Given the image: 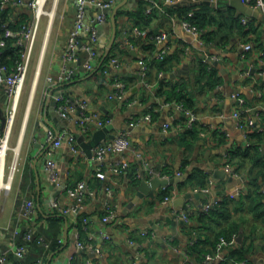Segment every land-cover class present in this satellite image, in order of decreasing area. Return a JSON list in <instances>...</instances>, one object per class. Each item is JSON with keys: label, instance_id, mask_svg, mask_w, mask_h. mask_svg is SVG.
Here are the masks:
<instances>
[{"label": "crops", "instance_id": "crops-1", "mask_svg": "<svg viewBox=\"0 0 264 264\" xmlns=\"http://www.w3.org/2000/svg\"><path fill=\"white\" fill-rule=\"evenodd\" d=\"M145 1L118 0L115 3L123 4L116 15L117 38L113 46L119 65L111 66V71L120 75L127 85L128 102L121 103L109 98L110 77L99 69L103 60L88 71L85 63L89 52L84 47H80L75 61L66 64L64 60L76 14L74 0H46L49 13L42 16L39 24L10 136L11 149L19 148V154L11 188L0 191V251L12 247L18 209L24 198L30 197L36 203L31 225L38 234H44L45 240L46 229L52 231L47 232L51 239L46 240L48 246L37 242L43 247L42 253L36 248L28 249L23 257L29 254L34 260L27 264H235L236 258L230 251L241 243L250 248L245 256L248 264H264V204L249 196L264 187L262 178L258 184L250 181L252 175L264 169V142L261 143L263 155L255 166L257 157L237 156L234 164H229L227 156L231 148L252 144L247 126H239L234 111L249 107L255 121L252 126L257 130L264 129V11L249 17L233 6L211 5L220 15V23L216 21L207 25V41L202 45L182 26L177 12L167 11L165 6L171 4L166 0ZM9 7L13 18L22 12L29 24L34 22V9L30 6L11 4ZM152 7L159 9V15L151 20L150 26H136L139 14L149 12ZM99 11L95 2L88 3L85 21L87 26H94L99 32L97 48L103 58L113 32L112 12L99 14ZM100 15H105L106 19L100 22L101 27H97L93 23ZM248 21L253 29L246 34L239 25L245 26ZM156 30L167 34L164 44L168 45L169 53H176L179 58L174 60L175 66L168 73L159 70L151 61L148 73L144 75L142 60L148 52L144 43ZM88 38L89 34L84 30L80 37L82 46ZM245 43H251L252 48L245 49ZM24 44L27 45L26 40ZM161 47L159 44L158 50ZM206 50L216 56L209 63L203 60ZM202 63L214 69L215 75L204 73ZM67 68L74 71L73 76L63 80L62 87L52 85L51 81L59 80ZM162 83L167 87L175 84L184 87L183 91L192 99L191 107L183 105L185 109H181L182 103L167 101L158 93ZM60 88L77 101L86 100L88 110L96 109L103 116L111 117L109 134L116 135L123 129H130L133 147L143 153L155 171L167 170L173 177H181L179 182L167 185L168 201L160 195L165 189L163 185L138 197L136 186L142 178L149 181L158 175L149 173L133 150L123 154L126 167L110 172L108 169L120 154L108 152L100 162L93 158L94 148L89 156L78 141L85 154L77 157L64 142L54 149L53 154L58 169L62 171V180L69 186L85 180L88 188L79 212L63 214L60 226L49 218L55 212L48 208L51 199H60L65 204L73 203V200L61 183L50 181L45 171L46 151L51 147L46 141L48 128L55 135L63 130L79 134L76 124L79 108L71 119H66L60 115L58 104L52 102ZM235 94L245 100L244 104ZM9 106L10 98L3 87L0 89V129L1 113L7 117ZM148 112L152 113L153 120L129 126L133 117ZM193 123L202 126L198 138L186 133ZM98 128L92 125L85 139H90ZM12 160L13 157H7L6 180ZM99 164L107 172L106 178L97 175ZM178 171L183 174L177 175ZM194 171L200 176L188 179ZM107 186L113 189L116 209L115 216L103 224ZM228 196L231 198L229 214H214L212 211L217 209L219 200ZM231 196L237 200H232ZM208 201L214 203L210 210L204 208ZM82 211L90 218L87 223L83 219L78 221ZM28 224L29 221L24 219L22 226ZM232 225L237 226L238 234L230 243H221L220 239L216 249L208 253L210 257L207 254L203 261H198L196 254L190 256L188 248L194 241L214 238L222 228ZM103 233L108 236L104 238ZM77 235L90 247L79 249L75 242ZM169 238L182 251L174 249L167 241ZM53 240L59 245L54 246L55 249L50 244ZM8 257L3 264H16L18 257L14 253L9 252Z\"/></svg>", "mask_w": 264, "mask_h": 264}, {"label": "built area", "instance_id": "built-area-1", "mask_svg": "<svg viewBox=\"0 0 264 264\" xmlns=\"http://www.w3.org/2000/svg\"><path fill=\"white\" fill-rule=\"evenodd\" d=\"M95 2L101 8L112 7L118 0H74V4L76 7V14L74 19V25L68 37L67 45L64 51V60L67 63L71 61H75L77 59L78 51L80 47H84L89 52V58L85 63V68L88 71H92L97 67L100 63L102 58V52L98 50V44L100 41L99 32L96 27L94 26H87L85 18H86V5L90 2ZM179 0H166L168 4H174ZM216 1V0H214ZM244 3L248 4L251 7H260L264 11V0H242ZM46 0H0V7L7 8L9 5H27L34 9L35 19L32 24H23L22 27L17 30L13 31L11 28H6L4 31H0V89L5 88L9 98H10V106L7 113V123L4 128L3 132H0V161H3V176L0 179V191L3 189L11 188V181L14 178V174L17 170V157H18V150L14 149V157L12 163L10 165V170L7 174L8 180L5 179V169L7 164V157H8V150L11 148L9 145L11 131L13 128V124L16 117V111L19 105L20 95L22 93L23 87L25 85L27 79L28 69L31 63L32 57V50L35 45V41L37 38L39 24L42 19V16L46 13H49L45 9ZM193 11L188 13V16L193 15ZM106 19L105 15H100L96 22L99 23ZM246 21V19H244ZM182 26L192 34H194L200 44H205L201 34L202 30L199 29L196 25L192 24L187 18L182 19ZM87 31L89 34L88 41L85 45H81V33L83 31ZM8 37H16L17 42L19 44H24V40H26V50L21 56V60L17 62L15 66H8L7 64L3 63L1 58L3 54V48L6 45V41ZM167 34L162 32L161 34L157 35L156 40L158 44H161L162 47L158 51V57L162 58L168 49V45L164 44L166 40ZM245 49H251V43L244 44ZM216 56L210 54L207 50L203 54L204 62L209 63L212 61ZM119 65V58L116 55H113L108 63L103 65L102 71L106 75H109L111 81V91L109 93L110 99H116L121 103L128 102L127 98V85L125 81L120 77L118 74H113L111 71V66H118ZM148 63L145 60H142V74H146L148 71ZM72 69H64V72L59 80L51 82L52 85H60L63 80H68L73 76ZM67 91L60 88L57 93L54 95V98L58 104V111L60 115L66 119H71L74 111L79 108V114L76 118V124L79 127V135L82 138H86L87 135L90 133V128L92 125H96L97 127H104V125H108L112 123V118L109 116H103L99 110L92 109L88 110L87 108V101L86 100H76L71 95L66 94ZM236 98L239 99L241 104H244L245 100L239 95H234ZM181 109H185L183 104H180ZM242 113L248 115L245 121H242L241 116ZM233 116L239 119V126H252L254 124V118L250 115V108L243 107L233 112ZM194 119V117L192 118ZM153 120V115L151 112H148L142 116L133 117L129 121V126L134 127L140 121H151ZM193 122V121H192ZM7 141L8 147L5 151V154L2 156L3 151V143ZM46 141L51 143L50 149L46 151V159L44 163L45 171L47 172V176L50 181L54 183H61V186L67 191L68 196L73 200V203L65 204L60 199H51L48 204V208L52 211H59L63 214L69 213H77L83 206L84 200L86 198V191L88 188V184L85 180H80L74 186H69V184L62 180V171H60L56 165V161L53 158L54 149L64 142H67L71 149L75 152L77 157L83 156L85 154L84 150L79 146V138L76 134L68 131L63 130L58 135H55L54 132L48 128ZM129 150H133L135 155L139 157L145 168L148 170L149 173L153 174L154 172L160 176L161 178L170 179V174L155 171L149 163L143 153L138 149H135L131 142L130 137V129H123L119 131L114 138L110 140L103 141L99 143L96 147H94L93 151V158L96 161H102L105 155L108 152H115L118 155V159L112 163L111 167L108 169L110 172H118L122 168L127 166V161L124 153ZM97 175L100 178H106L107 172L103 170L101 164L97 167ZM182 171H178L177 175H182ZM167 185H163V188H166ZM107 198L103 202V216H102V223L105 224L110 221L115 216V204L113 201V189L107 186ZM260 191L264 194V187L260 189ZM169 196H166V201L169 200ZM214 203L208 201L204 204V208L209 210L213 207ZM36 213V203L33 198H24L22 204L20 205L18 212H17V222L14 227V239L12 247L7 250L0 251V264H3L8 261L9 252L14 253L17 257H23L29 247L30 243L38 242L48 246L47 241L45 240L44 236L38 234L35 230V227L31 225V222L34 220ZM184 218H187V215L182 213ZM26 219L29 221L27 227H23L22 223ZM83 221L87 223L90 221L88 215L84 216ZM19 234H23L24 242L18 243L17 236ZM104 234V233H103ZM104 234V238H106ZM173 239H167L168 243L174 247L177 251H182V249L176 245H173ZM76 246L79 249H84L86 247H90L89 243H85L79 235L76 237ZM226 243V239L221 237V243ZM187 257L188 252H185ZM207 257L209 258L210 255L208 254ZM235 264H248L247 260H236Z\"/></svg>", "mask_w": 264, "mask_h": 264}, {"label": "trees", "instance_id": "trees-1", "mask_svg": "<svg viewBox=\"0 0 264 264\" xmlns=\"http://www.w3.org/2000/svg\"><path fill=\"white\" fill-rule=\"evenodd\" d=\"M144 2H146V1L143 0V3ZM165 7H166L167 11H169L170 13L171 12H177V14L180 16L181 19L187 18L192 24L196 25L199 29H201L202 30L201 36L205 42L207 41V32L205 31L207 25L210 24V22H216V21H219V23H220V15H219V13L216 12L217 9H214L210 4H200V5L187 6V7L186 6L185 7L184 6H174L171 4V5H167ZM190 11L194 12L192 16H188V13ZM207 13H209V16ZM158 15H159V9L157 7H152L149 12L145 11V13L143 15L139 14V17H138L139 20L137 21L138 23H136L137 24L136 26L139 27V25H140V28H141V26H142V28L143 27L148 28L150 26L151 20L155 16H158ZM27 23L28 22L26 21V18L23 17L22 12L18 16H16L15 18H13L12 15L10 14V7L9 6L7 8H1L0 7V31H4L7 27L11 28L13 31H17L22 27L23 24H27ZM249 23H250V21L246 22L247 25H245V26L239 25V28L241 29V31L243 33L247 34L250 32L251 28L253 29V25L251 23L250 24ZM159 34H161V33L158 30H156L155 33H153L152 35L150 33V35H149L150 39H148V40L146 39L147 41L144 44H145V46H146L145 48L148 50V52H147V54H145L146 56L144 57V60L148 63V65L151 63V61L153 63L155 62L154 64H156L159 67V70H162L164 73L165 72L168 73L174 68V66H175L174 60H176V59L178 60L179 55L176 53H169V51L167 50L162 58L158 57L157 54L159 51L158 50L159 44L157 43L156 37ZM25 50H26V45L25 44H19L17 42L16 37H8L7 41H6V45L3 48V54H2L1 60L3 63L7 64L10 67L15 66L17 64V62L21 60V56L25 52ZM263 50H264V46H263ZM113 55H116V54H115L114 49L112 48L109 55L102 61V65L100 66L99 69H102L103 65L108 63L109 59ZM101 60H102V58H101ZM203 69L205 71L204 73H208L210 75H215L214 69H210L209 65L207 63H202L201 70H203ZM148 70H149V66H148ZM147 73H148V71H147ZM215 80H218V79H215ZM179 85L180 84H175L173 86L167 87V86L163 85V83H162L160 85V89L158 90V93L161 96H164L166 98V100L169 102L177 101V102L182 103L184 106L191 107V100L192 99L188 96L187 93H185L183 91L184 87L179 86ZM59 87H62V85H59ZM66 94L70 95L69 92H67ZM247 117H248V115H246L245 113H242V116H241L242 121H245V119ZM201 127H202L201 125L193 123L191 128L188 129V131H186V133L188 135H190V137H192V138H198L199 133L201 131ZM2 130L3 129H0V132H3ZM247 130H248V136H249L252 144L250 146H247V147L237 146V147H234V148H231L230 150H228L227 156H228V163L229 164H234V159L237 156H241L242 158H245L246 156L257 157L258 159L255 161V163L253 165L255 166L256 164L259 163V158L263 155L261 143L264 142V129L257 130V128L254 126H247ZM184 139H186L185 135H184ZM237 163L241 165V163H239V162H237ZM164 173L170 174V172H168L167 170H165ZM199 174L200 173L198 171H194L193 173L190 174L188 179L199 177L200 176ZM259 178H262L264 180V169H262L258 174L252 175L250 178V181L253 184H258ZM98 179H100V178L98 177ZM100 184H101V182H100ZM166 188L164 190H162V192L160 194V195H162V197H166V196L170 195L169 189L168 188L166 189ZM262 194L263 193L261 191H258L257 193H252V194L249 193V196H252L254 198V200H256L257 202L264 204V202H263V199H264L263 195L264 194L263 195ZM232 198H233L232 200H237V198H235V196H233ZM230 200H231V198L229 196L221 198L217 204V206H218L217 209L213 210L212 212L216 215L227 216L229 214V206L228 205H229ZM86 215H87V213L85 211L84 212L82 211L78 216L79 217L78 221L80 219H83L84 216H86ZM62 216H64L63 213H61L59 211H55V212L50 214L49 218L52 219L54 222L55 221L58 222L59 226H60V221L63 218ZM237 230H238L237 226H233V225L232 226H226V227L222 228L214 238H206V239L199 238L198 240L194 241V243H192L189 246L188 251L190 253V256L196 254L195 258L198 259V261H203L208 253H211L213 250L216 249L217 242L221 239V237H224L226 239V242L230 243L233 239L236 238V236L238 234ZM51 231H52V229H46V231H45L46 240H48V241L50 238L47 237V232L50 233ZM23 238H24L23 234H19L17 236V242L18 243L24 242ZM37 244H38L37 242L30 243L29 249L31 250L33 248H36V250H39L40 253H42L43 247L39 246V244L38 245ZM50 244H52L51 248H54V249H55V247L59 246L56 240H53ZM241 244L237 247H234L230 251L231 256L236 258V260H245L246 259L245 256L249 253V250H250V248L248 246H245L243 244L241 245ZM17 259L18 260L16 261V264H27L29 261H31V263H32V260H34V258L31 257L29 254H28V257L26 255V257H22V258L18 257Z\"/></svg>", "mask_w": 264, "mask_h": 264}, {"label": "water", "instance_id": "water-1", "mask_svg": "<svg viewBox=\"0 0 264 264\" xmlns=\"http://www.w3.org/2000/svg\"><path fill=\"white\" fill-rule=\"evenodd\" d=\"M127 0H124L126 2ZM123 3H119L112 7L107 8H101L99 14L103 12H107L111 14V22L113 26V32L112 36L106 46V50L103 54L102 60H104L112 50L116 38H117V20L116 15L118 9L122 6ZM200 4H210L215 7H222V6H233L238 8L241 12L245 13L247 16H258L262 13V8L260 7H251L248 4L244 3L242 0H179L178 2L172 4L174 6H195ZM97 27H101L102 23L95 22L93 23ZM53 103H57L55 99L52 100ZM256 111V109H255ZM1 129H4L7 123V117L1 113ZM112 127V124H108L104 127H99L98 129L94 130V134L90 139H84L79 134H77V137L79 138L80 145L83 147V149L88 153L89 156H92L93 148L96 147L99 143L103 142L104 139L107 138H114L115 134H109V129ZM223 173L222 171H218V173ZM181 180V177L175 176L171 177L170 179L161 178L160 176H155L151 180H147L146 177L142 178V181L139 185L136 187L138 188V197L143 196L145 193H149L151 189H155L161 185H169L173 183H177Z\"/></svg>", "mask_w": 264, "mask_h": 264}, {"label": "bare ground", "instance_id": "bare-ground-1", "mask_svg": "<svg viewBox=\"0 0 264 264\" xmlns=\"http://www.w3.org/2000/svg\"><path fill=\"white\" fill-rule=\"evenodd\" d=\"M3 151H2V156L5 154V151H6V149H7V147H8V143H7V141L5 140L4 141V143H3ZM16 148V147H15ZM19 148H17V150H18ZM2 176H3V161H2V159H1V161H0V179L2 178Z\"/></svg>", "mask_w": 264, "mask_h": 264}, {"label": "rangeland", "instance_id": "rangeland-1", "mask_svg": "<svg viewBox=\"0 0 264 264\" xmlns=\"http://www.w3.org/2000/svg\"><path fill=\"white\" fill-rule=\"evenodd\" d=\"M46 4V3H45ZM45 9H46V6H45ZM47 10V9H46ZM47 11H49V10H47ZM12 131H13V128H12ZM11 131V132H12ZM11 139V138H10ZM9 145H10V147L12 148V146H11V143L9 142ZM9 149L8 150V157H11V159H12V157H14L13 155H14V150L12 151V149ZM10 166V165H9ZM8 166V168H7V171H9L10 170V167Z\"/></svg>", "mask_w": 264, "mask_h": 264}]
</instances>
